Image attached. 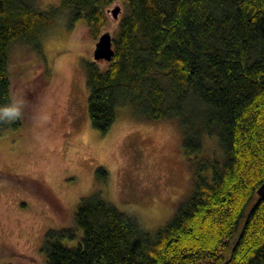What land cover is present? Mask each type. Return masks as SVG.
I'll return each instance as SVG.
<instances>
[{
    "label": "trees",
    "instance_id": "1",
    "mask_svg": "<svg viewBox=\"0 0 264 264\" xmlns=\"http://www.w3.org/2000/svg\"><path fill=\"white\" fill-rule=\"evenodd\" d=\"M115 1L108 67L82 62L91 125L105 134L121 105L138 120L173 123L195 157L191 185L154 232L99 194L83 197L75 229L46 232V264H264V0H61L45 11L0 0V106L13 104L11 43L37 47L64 11L98 39ZM20 125L0 121V134ZM204 136L214 153H203Z\"/></svg>",
    "mask_w": 264,
    "mask_h": 264
},
{
    "label": "rangeland",
    "instance_id": "2",
    "mask_svg": "<svg viewBox=\"0 0 264 264\" xmlns=\"http://www.w3.org/2000/svg\"><path fill=\"white\" fill-rule=\"evenodd\" d=\"M25 1L45 11L61 0ZM105 31L114 38L118 19L107 16L99 33ZM96 41L84 19L70 23L64 11L37 47L9 46L11 97L21 125L0 134V264H46V232L75 229L83 197L99 194L154 232L189 191L195 157L184 154L173 123L138 120L121 105L105 134L92 127L82 62L108 67L93 58ZM216 149L215 138L204 136L203 153Z\"/></svg>",
    "mask_w": 264,
    "mask_h": 264
},
{
    "label": "water",
    "instance_id": "3",
    "mask_svg": "<svg viewBox=\"0 0 264 264\" xmlns=\"http://www.w3.org/2000/svg\"><path fill=\"white\" fill-rule=\"evenodd\" d=\"M108 17L116 21L121 13V5L118 1L113 2L107 9ZM113 54L112 38L108 31L101 33L95 43L93 52L94 60L110 61ZM256 194L259 197H264V182L257 188Z\"/></svg>",
    "mask_w": 264,
    "mask_h": 264
},
{
    "label": "clouds",
    "instance_id": "4",
    "mask_svg": "<svg viewBox=\"0 0 264 264\" xmlns=\"http://www.w3.org/2000/svg\"><path fill=\"white\" fill-rule=\"evenodd\" d=\"M20 116V109L14 104L0 106V121H12Z\"/></svg>",
    "mask_w": 264,
    "mask_h": 264
}]
</instances>
